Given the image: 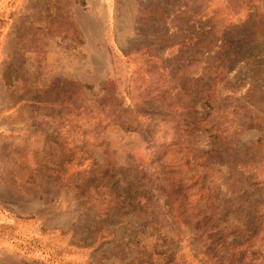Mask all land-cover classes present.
I'll use <instances>...</instances> for the list:
<instances>
[{"label":"rangeland","instance_id":"1","mask_svg":"<svg viewBox=\"0 0 264 264\" xmlns=\"http://www.w3.org/2000/svg\"><path fill=\"white\" fill-rule=\"evenodd\" d=\"M84 1L0 0V264L264 256V0Z\"/></svg>","mask_w":264,"mask_h":264},{"label":"trees","instance_id":"2","mask_svg":"<svg viewBox=\"0 0 264 264\" xmlns=\"http://www.w3.org/2000/svg\"><path fill=\"white\" fill-rule=\"evenodd\" d=\"M167 1V0H166ZM81 5L85 4L84 0H79ZM162 60V59H161ZM164 61V59H163ZM209 100V98H208ZM125 128V125L123 126ZM55 142L59 143L57 139L54 140ZM205 207H200L201 209L196 212L195 219L198 223V226H201L202 236L200 240L204 244L205 242H209L208 244L205 243V248L211 247L210 243L213 242L216 238L221 237V244L225 243V236L224 233H218V230L215 226L217 222L214 219H210L208 212L206 210H209L208 208L212 207L211 201L209 199L205 200ZM245 204L242 206V210L245 211ZM241 207L237 209V211H233L232 213L234 215H238V212L240 211ZM243 214V213H242ZM219 220V219H217ZM144 221L136 222L135 232L137 233H130L129 235H126L127 243L126 245H132L135 241V238L138 235H144L145 236V227ZM239 226H241L240 222L238 223ZM215 227V228H214ZM233 239L231 243V247L227 246L225 249H223L222 255H218L217 257L214 256L213 260L217 262L216 264H264V256H261L260 253H246L245 245H247V240L257 238L260 234L257 231H254L253 229H237V231H234L233 233ZM238 239L239 242H238ZM122 240V239H121ZM124 240V238H123ZM169 241L165 242L168 243ZM224 247V245H222ZM228 247L230 249H228ZM217 254V253H216ZM220 256V257H219Z\"/></svg>","mask_w":264,"mask_h":264}]
</instances>
